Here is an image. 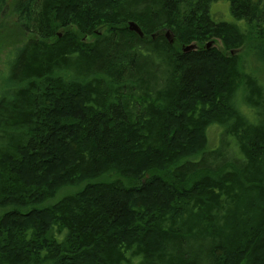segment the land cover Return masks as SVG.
<instances>
[{
    "label": "trees",
    "instance_id": "1",
    "mask_svg": "<svg viewBox=\"0 0 264 264\" xmlns=\"http://www.w3.org/2000/svg\"><path fill=\"white\" fill-rule=\"evenodd\" d=\"M0 39V264H264V0H0Z\"/></svg>",
    "mask_w": 264,
    "mask_h": 264
},
{
    "label": "rangeland",
    "instance_id": "2",
    "mask_svg": "<svg viewBox=\"0 0 264 264\" xmlns=\"http://www.w3.org/2000/svg\"><path fill=\"white\" fill-rule=\"evenodd\" d=\"M4 10L5 9H3V11ZM212 12L219 13L217 16L222 21H226V22H233L234 21L232 14H231V11H230V6L228 3H218V4L214 5L212 8ZM2 16L5 18L6 14H4V15L1 14V17ZM6 20H7L6 24H9L10 22H11L10 25L12 24L13 16H12L11 12H8ZM5 37L8 38V36H5ZM0 41H2V39H0ZM14 41L15 40H13V39H12V41H7L6 43L8 44V47L11 46L14 43ZM209 44H210V47H208V48H211L212 46L216 47L218 49L222 48L221 45H216L213 42L208 43V45ZM6 54H7V51L6 52L5 51L0 52V77L2 76V74L5 71ZM251 59L254 61L255 65H257L256 68H254V71L256 73L264 75V61H262L258 55L251 57L250 60ZM6 76H7V73H6ZM3 91H4V86H3V84H0V96L2 95ZM244 110L246 112L250 111L248 108H244ZM221 133H222L221 129L214 128V127L210 128V130H209V140H210L209 151H212V150L218 148V145L220 144V140H221ZM79 190H81V187L65 188V189H63L62 192H60L57 195V197L53 200V202L56 203L69 194H75V193L79 192ZM0 213H2L1 210H0Z\"/></svg>",
    "mask_w": 264,
    "mask_h": 264
},
{
    "label": "water",
    "instance_id": "3",
    "mask_svg": "<svg viewBox=\"0 0 264 264\" xmlns=\"http://www.w3.org/2000/svg\"><path fill=\"white\" fill-rule=\"evenodd\" d=\"M129 28L131 31H134V32L138 33L140 36H143L141 29L138 27V25L136 23H130ZM167 38L170 40L171 43L173 42L170 32L167 33ZM208 47H210V44L208 45ZM193 49H195V46L191 45L185 51L188 52V51L193 50Z\"/></svg>",
    "mask_w": 264,
    "mask_h": 264
}]
</instances>
